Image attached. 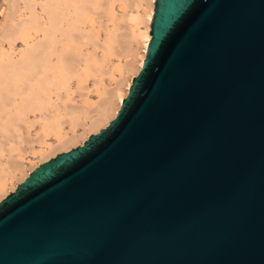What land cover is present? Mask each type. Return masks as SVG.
<instances>
[{
    "label": "water",
    "instance_id": "1",
    "mask_svg": "<svg viewBox=\"0 0 264 264\" xmlns=\"http://www.w3.org/2000/svg\"><path fill=\"white\" fill-rule=\"evenodd\" d=\"M114 120L0 201V264H264V0H154Z\"/></svg>",
    "mask_w": 264,
    "mask_h": 264
},
{
    "label": "bare ground",
    "instance_id": "2",
    "mask_svg": "<svg viewBox=\"0 0 264 264\" xmlns=\"http://www.w3.org/2000/svg\"><path fill=\"white\" fill-rule=\"evenodd\" d=\"M0 1L9 5L4 17L14 26L11 25L10 33H1L0 38V162L5 152L9 155L0 169L1 198L9 177L21 183L35 169L25 170L23 144L30 151H34L32 145H37L41 160H45L79 143L83 145L90 135L97 134L116 118L133 78L142 68L150 40L154 0H141L142 15L132 17V22L136 19L134 22L144 28L126 41L136 40L135 49L130 48L131 43L124 45L115 40L118 36L113 34L114 29L117 32L114 5L120 0H20L22 14L16 17L17 23L14 16L10 17L17 5L15 0ZM106 17L113 28L98 48H105L110 58V55L117 59L124 57L123 72L120 71L110 89L101 84L102 79L94 77L100 63L110 59L99 53L100 57L95 56L89 49L97 48L98 33L106 32L102 21ZM16 43L20 48H16ZM89 77H94L91 90L83 83ZM75 93L81 98L79 104L74 102ZM92 95L95 100L90 99ZM78 126L82 127L80 134L74 131ZM32 131L34 138L29 141ZM48 137L54 138L55 143L46 144Z\"/></svg>",
    "mask_w": 264,
    "mask_h": 264
},
{
    "label": "rangeland",
    "instance_id": "3",
    "mask_svg": "<svg viewBox=\"0 0 264 264\" xmlns=\"http://www.w3.org/2000/svg\"><path fill=\"white\" fill-rule=\"evenodd\" d=\"M13 3H14V1H13ZM15 3L17 4H15L16 6V9H15V7H14V11L10 14V17L11 16H14V20L16 21V23L18 22V20L16 19V17L17 16H19V14L21 13L22 14V10L20 11V9L22 8V5H21V3H22V1L20 2V0H15ZM144 6V2H141V0H120L118 3H115V5H114V9H115V11H114V14H115V23H114V25H116V27L118 28V30H117V28H116V31L117 32H115V29L113 30V34L115 35V37H117V38H115V40L116 39H118L119 41L118 42H123V44L124 43H126V45L129 43H131V47L130 48H132V49H135L136 48V45H134L133 43L135 42V44H136V40H133V41H131V42H126L127 41V39L128 40H130L134 35H135V33L137 32V30H138V32L139 31H141V30H143L144 28H143V26H141V25H139V24H137V21L136 22H134L136 19H134V21L132 22V17H137V16H141L142 15V11H143V6ZM7 6H9L6 2H2V1H0V38H1V36L2 35H4V34H8V33H10V31L12 30V29H10V28H12V24L10 23V20H9V18H5L4 16H5V13H6V8H7ZM15 12V13H14ZM24 13H26V12H24ZM23 13V14H24ZM5 19V20H4ZM4 20V21H3ZM108 20H110L108 17H106L105 18V20L103 19L102 21H103V24H104V30H106V32L105 31H100L98 34L99 35H97V48H91V46L89 47V49L90 50H92V52L91 53H93L95 56L96 55H98V57H100V55L99 54H101V57H105V58H107L108 56H109V54L107 53V51H105V48H103L104 49V51H103V49H100V48H98V46H100V44L101 43H103L102 41H104V39H105V36H106V34H107V32L108 31H110L112 28H113V26H112V23L111 22H109ZM9 21V22H8ZM7 22V23H6ZM5 23V24H4ZM9 23V24H8ZM12 25V26H11ZM137 26H138V28L139 29H137ZM9 27V28H8ZM14 27V26H13ZM136 28V29H135ZM7 29V30H6ZM141 29V30H140ZM5 31V32H4ZM137 32V33H138ZM1 33H2V35H1ZM117 34V35H116ZM93 38H94V36H92V41H93ZM118 42H116V43H118ZM5 43V42H4ZM114 44V45H116V47L115 48H118V44ZM120 43H119V47H120ZM123 44H121V46L123 45ZM128 44V45H129ZM16 48L18 49V48H20V44H18V43H16ZM125 45V44H124ZM124 45H123V48H124ZM129 48V49H130ZM17 49H15V50H17ZM22 49V48H21ZM94 49V50H93ZM125 49H126V47H125ZM124 50V49H123ZM97 51V52H96ZM126 51H127V49H126ZM140 51V50H139ZM140 52H142V51H140ZM99 53V54H98ZM105 54L107 55V56H105ZM111 56V58L110 57H108L110 60H109V62H106V61H102L101 63H100V65H99V70H97L98 72H96L94 75H96V76H94V77H99L100 79H102V82H101V84L102 85H104V86H106L105 88H108V89H110V88H113V85H114V81L116 80V78H118V76L120 75V71H122V68H121V66L123 65V63H124V57H121L120 59H117L116 57H114V56H112V55H110ZM112 62V63H111ZM103 64V65H102ZM109 64V65H108ZM114 64V65H113ZM104 65H107V67L106 66H104ZM101 66H103V67H101ZM115 66V67H114ZM111 68L110 69V72H112V73H110L109 72V68ZM113 67V68H112ZM117 68V69H116ZM114 71V72H113ZM107 72H109L108 74H107ZM123 72V71H122ZM97 73H99L100 75H103L104 73H106V74H104L105 76H101L100 77V75L99 74H97ZM94 77H89L88 79H87V81H86V83L85 82H83L84 84H86L87 85V87L88 88H90V90H91V85H92V82H93V80H94ZM105 77V78H104ZM133 77V76H132ZM132 77H127V79H131ZM85 85V86H86ZM100 86L101 88L102 87H104V86ZM93 87V86H92ZM99 87V88H100ZM73 97H74V102L76 103V104H79L80 102V97H79V94L78 93H75L74 95H73ZM91 100H95L96 98H95V96L94 95H92V98H90ZM84 124V123H83ZM64 130L65 131H68L67 130V127H64ZM64 131V132H65ZM74 131H75V133H78V134H80V133H82V127L81 126H78V127H76L75 129H74ZM63 132V133H64ZM34 134H35V132H33L32 131V134H31V136L28 138V140L30 141H33V138H34ZM95 134V133H94ZM82 142V141H81ZM55 143V139L54 138H47L46 139V144H48V145H52V144H54ZM80 145H82V143H79ZM79 144H77V145H75V146H73V147H71V148H74V147H76V146H80ZM33 146V148H34V151H30L29 150V146L27 145V144H23V149L25 150V155H24V157H23V161H22V163H23V165H24V167H25V170H32V167H35L36 168V165L38 164V165H40V164H42L43 162H46L47 160H49L50 158H48V159H45V160H41V158H40V155H39V153L37 152L38 150H40L39 148H38V146L37 145H32ZM70 148V149H71ZM68 151V150H67ZM61 152H66V151H61ZM61 152H59V153H61ZM59 153H57V154H59ZM6 155V156H5ZM13 155H15V153H13L12 154V156ZM9 155H8V153H6L5 152V154H4V157L5 158H3L2 160H1V162H0V169L1 168H3L4 166H5V159H7V157H8ZM54 157V156H53ZM52 158V157H51ZM10 159H12V157L10 158ZM11 161V160H10ZM1 172V171H0ZM11 180V181H10ZM8 181H9V183H8ZM18 184H20V181H16L15 180V178H11V177H9V179H7V182L5 183V186L3 187L4 188V190H5V193H4V195L0 198V199H3L5 196H7L10 192H13L14 190H13V187L15 186V185H18ZM13 190V191H12Z\"/></svg>",
    "mask_w": 264,
    "mask_h": 264
}]
</instances>
